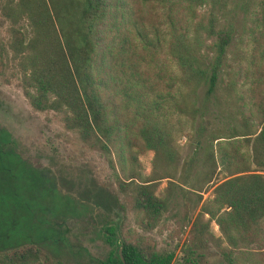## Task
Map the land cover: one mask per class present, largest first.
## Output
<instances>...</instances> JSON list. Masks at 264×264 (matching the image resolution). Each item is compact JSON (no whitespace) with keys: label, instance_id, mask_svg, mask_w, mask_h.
<instances>
[{"label":"trees","instance_id":"obj_1","mask_svg":"<svg viewBox=\"0 0 264 264\" xmlns=\"http://www.w3.org/2000/svg\"><path fill=\"white\" fill-rule=\"evenodd\" d=\"M238 1L240 38L250 50H235L231 61L226 56L233 14L227 0L16 1L28 29L13 28L7 41L0 38V77L15 58L30 107L59 112L63 127L81 142L100 152L112 150L123 179L116 178V189L87 174L89 186L81 191L76 190L79 175H59L58 185L49 184L0 125V264H195L193 253L207 239L206 222L190 223L185 256L174 263L171 250L157 247L152 230L175 186L184 205L190 200L185 192L199 194L216 167L226 175L200 210L217 225L216 244L225 242L218 251L231 263V248L264 246L259 225L264 219V0ZM153 52L170 55L174 69L164 57L152 65ZM222 64L224 94L217 86ZM201 82L217 105L231 103L227 114L236 117L241 131L233 125L227 135L211 133L197 165L194 150L179 162L175 138L186 133L183 121L195 117ZM147 149L151 168L142 175L137 155ZM160 179L165 185L156 193ZM73 213L100 224L111 245L105 256L82 246L71 252L61 224ZM129 213L138 226L132 234L122 228ZM182 218L186 222L187 215ZM25 223L36 233L9 242L10 230ZM66 250L72 259L64 257Z\"/></svg>","mask_w":264,"mask_h":264},{"label":"rangeland","instance_id":"obj_2","mask_svg":"<svg viewBox=\"0 0 264 264\" xmlns=\"http://www.w3.org/2000/svg\"><path fill=\"white\" fill-rule=\"evenodd\" d=\"M16 1L0 0V38L3 41H7L12 36L11 29L13 28H17L23 33L28 29L26 18L16 12ZM227 6L233 14V31L228 43L226 56L231 61V55L235 50L246 51L247 49L248 51L250 50V44L246 46L240 38L243 15L239 1L227 0ZM162 53H160V57H164L168 62V67L173 70L174 65L170 55ZM160 57L155 52L150 54L149 58L152 59V65L156 66L157 63H162ZM8 66L4 75L0 77V125L8 129L12 137L17 140L19 153L37 167L43 175L49 177V184L58 185L59 175L66 178L79 175L82 179L79 180L80 183L77 184L76 190L81 191L89 186V182L84 178V175L87 174L99 184L116 189L115 180L116 178L123 179V172L119 169L115 153L112 150L111 152H100L81 142L75 132L63 127L59 112L53 110L41 111L31 108L22 93L18 81L16 59L9 60ZM224 70L225 65L222 64L217 77L218 91L221 94L224 93L219 89V78L220 76L224 77ZM246 85L239 90L244 89ZM205 90L206 83L201 82L196 88L195 104L198 110L195 117L191 123L186 120L183 121V128L186 133L183 132V134H179L175 138L179 162L185 155L194 150L197 156V165H199L204 149L203 146L211 133L227 135L229 127L233 125L238 126V132L241 131L236 117L227 114V109L233 108L231 103H227L228 107L225 103L217 105L215 99L210 94H207ZM243 109V113L246 114L247 110H245V107ZM239 114L237 112V115ZM257 119L258 117L251 118L252 123L256 124ZM151 157L152 151L150 149L144 150L137 155L139 171L142 175L148 174L151 168ZM8 165L10 173L13 174V163L9 162ZM261 172L264 173V170ZM225 175L224 172L216 167L211 179L203 183L200 190H197L199 194L191 191L185 192L190 197V200L184 205H182L184 199L180 194L179 188L176 186L173 188L157 224V229L160 232H157V229L152 230V234L156 238L157 247L160 250L172 251L173 258L171 263L181 260V256H185L184 252L186 251L187 240L190 237L189 227L192 221H195L196 224L207 223V228L204 231L207 237L205 244L197 247L196 252L193 253L195 264L262 263L264 246L258 248L253 242L231 248L229 257L233 262L230 263L218 251V247L221 245L225 246V242L221 239L220 245L216 244L215 239L219 237L217 225L213 220L207 219V213L200 210L201 205L210 201L214 185ZM164 185L165 180L160 179L157 182L155 192L160 193ZM73 187L75 188V184ZM183 209H186V212ZM184 215H187L186 222H182ZM110 217L112 220L114 219L113 215ZM100 218L101 216L98 217V219ZM259 225L264 233V219ZM61 226L66 229L65 233L70 243L69 248L73 253L78 246H82L91 255L103 257L111 247L104 239L100 224H96L86 215L73 213L64 218ZM122 228L128 229V234H132L134 229L138 230V226L130 213L127 214ZM35 233V229L28 226L27 223L19 227L15 226L10 230L9 242H13L15 238L18 239L17 237L20 235H32ZM64 253V257L67 259L74 257L67 250ZM83 256H80V258ZM177 257L178 259H176Z\"/></svg>","mask_w":264,"mask_h":264},{"label":"water","instance_id":"obj_3","mask_svg":"<svg viewBox=\"0 0 264 264\" xmlns=\"http://www.w3.org/2000/svg\"><path fill=\"white\" fill-rule=\"evenodd\" d=\"M118 253L120 254V248L118 247Z\"/></svg>","mask_w":264,"mask_h":264}]
</instances>
